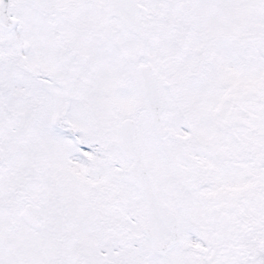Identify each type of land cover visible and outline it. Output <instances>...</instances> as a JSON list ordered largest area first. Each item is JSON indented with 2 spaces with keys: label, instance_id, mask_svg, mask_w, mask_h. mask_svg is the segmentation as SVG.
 I'll list each match as a JSON object with an SVG mask.
<instances>
[{
  "label": "snow or ice",
  "instance_id": "obj_1",
  "mask_svg": "<svg viewBox=\"0 0 264 264\" xmlns=\"http://www.w3.org/2000/svg\"><path fill=\"white\" fill-rule=\"evenodd\" d=\"M0 264H264V0H0Z\"/></svg>",
  "mask_w": 264,
  "mask_h": 264
}]
</instances>
